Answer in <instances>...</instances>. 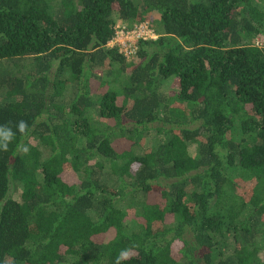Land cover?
<instances>
[{"label":"trees","instance_id":"1","mask_svg":"<svg viewBox=\"0 0 264 264\" xmlns=\"http://www.w3.org/2000/svg\"><path fill=\"white\" fill-rule=\"evenodd\" d=\"M0 125V264H264V0H0Z\"/></svg>","mask_w":264,"mask_h":264},{"label":"built area","instance_id":"2","mask_svg":"<svg viewBox=\"0 0 264 264\" xmlns=\"http://www.w3.org/2000/svg\"><path fill=\"white\" fill-rule=\"evenodd\" d=\"M154 31L149 27L147 22L137 24L131 28L115 27L114 37L109 43L111 48H116L118 53L122 54L126 60L137 51V44L141 40L156 39Z\"/></svg>","mask_w":264,"mask_h":264},{"label":"clouds","instance_id":"3","mask_svg":"<svg viewBox=\"0 0 264 264\" xmlns=\"http://www.w3.org/2000/svg\"><path fill=\"white\" fill-rule=\"evenodd\" d=\"M17 130L24 134L26 133L27 129V124L21 120L19 123L16 125ZM15 133L12 131V129L7 126V125H0V151H7L9 148V144L12 142L14 139ZM18 150L23 151L24 153H27L29 151L27 146L19 145ZM127 258V253L126 252H121L120 253V258L117 261V264H119L120 259H126Z\"/></svg>","mask_w":264,"mask_h":264},{"label":"rangeland","instance_id":"4","mask_svg":"<svg viewBox=\"0 0 264 264\" xmlns=\"http://www.w3.org/2000/svg\"><path fill=\"white\" fill-rule=\"evenodd\" d=\"M133 26H135V25H133ZM115 27H129V26H127V24L126 23H122L119 19H116V21H115V26H114V28ZM256 43H258V40H256ZM258 45L260 46V43H258ZM165 86L167 87V88H169V89H171L172 88V80H169L168 82H166L165 83ZM156 136L154 135V134H151L148 138H147V140L149 141V143L151 144L152 143V145H154L155 143H156ZM15 196V195H14ZM141 201V200H140ZM139 201V202H140ZM131 208H134V209H131ZM138 208H139V204L137 205V207L135 206V205H128V208H125L126 209V211L127 212H130V213H135L137 210H138ZM229 244H230V242H229ZM232 246V245H231ZM230 247V245H228V248ZM229 253V252H228ZM262 255H264V250H263V252H262Z\"/></svg>","mask_w":264,"mask_h":264}]
</instances>
